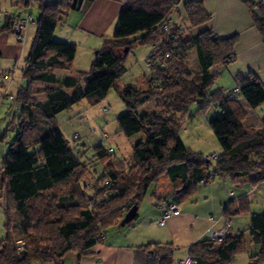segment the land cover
<instances>
[{
  "label": "trees",
  "instance_id": "1",
  "mask_svg": "<svg viewBox=\"0 0 264 264\" xmlns=\"http://www.w3.org/2000/svg\"><path fill=\"white\" fill-rule=\"evenodd\" d=\"M78 2L19 1L22 10L38 6L40 16L22 68L24 84L15 95L19 115L14 110L10 123L17 126L16 136L0 169V196L8 229L7 236L0 239V264H62L71 252L85 254L103 242L109 228L120 224L134 205L139 206L149 186L160 183L164 175L169 176L179 203L194 194L202 180L210 183L230 178L240 183L251 178L255 184L264 180V117L259 128L246 124L243 106V101L253 107L264 105V83L251 71L236 75L238 92L210 90L221 68L236 58L237 34L215 37L211 15L200 0L186 2L183 10L173 0H128L113 36L105 39L91 67L61 79L58 70H74L78 46L57 40L54 34ZM248 6L264 39V3ZM175 13L185 21H173ZM14 20L5 27L14 31ZM146 44L152 46L146 86L120 84L128 70V54ZM193 49L198 70L188 64ZM2 87L6 89V85ZM112 88L127 107L118 117V132L127 137L142 133L145 138L133 146L126 168H117L114 150L98 145L95 156L103 162V171L93 176L92 162L81 155L76 143L70 145L55 121L57 114L83 100L101 102ZM40 94H45L46 100H39ZM155 99L160 102L152 110H138ZM193 102L200 103L201 108L209 103L219 108L209 121L222 147L217 157L192 150L180 137L178 114ZM41 120L53 123L44 135ZM21 148L33 151L28 157L30 168L9 171L7 161ZM231 204L235 212L244 213L248 196L225 206L224 213L229 216ZM14 224L18 225L19 237L12 231ZM251 241L259 248L252 252L249 264H264V213H253L246 231L220 242L198 241L188 253L195 264H234L236 254L245 251ZM177 249L170 243L139 248L146 253L145 264H177Z\"/></svg>",
  "mask_w": 264,
  "mask_h": 264
},
{
  "label": "crops",
  "instance_id": "2",
  "mask_svg": "<svg viewBox=\"0 0 264 264\" xmlns=\"http://www.w3.org/2000/svg\"><path fill=\"white\" fill-rule=\"evenodd\" d=\"M19 1L21 0H0V75L10 72L16 63H19L21 68L15 80L7 84L8 93L13 91L12 93L15 94L24 84L22 68L32 47L38 29L37 20L40 16L39 9L37 10L38 6L36 8L34 4L31 7V13L35 22L27 27L24 39L20 40L14 31L5 27L9 20L12 21L18 16L26 15V10L20 9ZM173 1L178 3L177 7L180 10H183L185 3L190 0ZM200 1L203 2L206 11L211 15L210 25L215 37L227 38L238 35L235 44L236 58L225 66L226 69L232 68L230 70L234 81L236 82L237 74L253 71L264 83V39L253 23L248 6V3L261 1L264 3V0ZM123 7L124 3L121 0H79L78 7L68 11L61 22V29L59 26L57 27L54 37L60 41L76 43L78 49L74 70H58L59 78L63 79L65 76L75 74L78 70H88L91 67L96 55L103 47L105 39L113 36ZM35 10L38 12L37 16L36 13L34 14ZM173 19L185 21L180 19L176 13L173 15ZM236 87L237 85L232 89ZM3 92L5 90L0 86V93L3 94ZM37 98L44 101L46 95L40 94ZM243 106L247 115L245 123L259 128L264 117V105L253 107L243 101ZM117 134V138H119L121 133L118 130ZM103 144L102 142L101 145ZM105 147L113 150V147ZM7 151L3 156L4 159ZM28 157L29 152L21 148L9 158L6 163L7 169L18 172L30 168L31 162ZM166 177L167 180L163 183L166 185L165 187H162V183H153L149 186L145 197L151 194L152 209L147 206L140 213L141 202L137 219L125 225L120 223L112 226L103 242L82 255L74 252L69 253L62 264H145L146 253L140 251L139 248L150 243H160L161 245L170 243L178 247L175 252L178 264L188 254L189 247L193 243L210 239L211 229L221 228L225 225L224 209L230 201L237 203L241 197L249 196L248 193H245L238 200L231 198L233 196L231 193L234 192L235 195V190L228 193V188L224 184L229 185L232 182L225 178L210 183L201 182L200 189L179 203L173 195L171 180L168 175ZM164 201L177 202L181 207V213L171 216L164 224H161L159 221L167 206ZM231 212V235L249 229L252 214L235 212L234 206L231 208ZM212 217H214V221ZM250 244L254 245L252 241Z\"/></svg>",
  "mask_w": 264,
  "mask_h": 264
},
{
  "label": "rangeland",
  "instance_id": "3",
  "mask_svg": "<svg viewBox=\"0 0 264 264\" xmlns=\"http://www.w3.org/2000/svg\"><path fill=\"white\" fill-rule=\"evenodd\" d=\"M37 8V6H36ZM35 8V9H36ZM38 10V8H37ZM38 15L35 10L34 14ZM173 19V18H172ZM175 22H180L179 19H173ZM182 21V20H181ZM59 24V29H61ZM61 31V30H60ZM195 32V30H193ZM60 37V36H59ZM57 39V37H56ZM152 52L150 44L139 45L133 49L127 56L126 66L127 72L119 79L120 84H136L138 86H146V76L150 75V68L147 65V59ZM188 64L195 70H198L199 60L195 49L191 50L188 56ZM232 69V68H230ZM222 67L220 73L217 75L211 91L217 88H222L229 91L237 85L231 74V70ZM238 88V86L236 87ZM240 90V88H239ZM9 91L7 96L0 93V169L4 164L5 151L9 150L11 142L16 136V124H11L12 113L15 110L17 116L19 115V106L15 102V93ZM159 99L149 101L138 107L140 112H144L154 108ZM104 108L108 112H104ZM127 110L126 104L117 92L116 88H112L108 95L101 102L92 104L88 100L75 104L71 110H64L60 112L56 118L55 124L64 132L69 140L70 145H75L80 150L81 155H84L86 160L92 162L91 174L95 176L96 172L103 171V162L95 156V149L98 145L113 147L116 155L117 168H126L129 164L130 156L133 152V146L144 139V134L138 133L134 136L127 137L123 133L119 134L117 138L118 117ZM219 112V108L214 103H209L206 107L201 108L200 103H191L184 111L178 114L181 125L179 134L185 145L191 147L192 150L202 152L206 156L215 153L216 155L222 152L221 144L219 143L213 129L210 126V119ZM52 122L49 120H41L39 122L41 134H46L52 127ZM78 134L79 138L74 142V136ZM6 149V150H5ZM32 153V150L28 151ZM218 153V154H217ZM121 161V162H120ZM128 163V164H127ZM230 179V178H228ZM167 180L166 175L162 176L160 183L162 187ZM223 179L217 178L215 181ZM214 181V182H215ZM231 184H224L228 193L235 190V195L231 198L238 200L240 196L248 193L249 204L243 214L264 213V180L259 183L252 182L251 178H244L240 183H235L232 179ZM201 186H198L200 189ZM1 194V191H0ZM230 200V199H229ZM169 203V201H164ZM140 213L148 206L153 207L151 201V194H148L141 203ZM152 209V208H151ZM6 215L4 211V200L0 196V239L7 236V229L5 226ZM14 236L19 237L20 231L18 225H12ZM257 245L247 243L245 251H239L236 254L234 264H249L251 254L258 250Z\"/></svg>",
  "mask_w": 264,
  "mask_h": 264
},
{
  "label": "built area",
  "instance_id": "4",
  "mask_svg": "<svg viewBox=\"0 0 264 264\" xmlns=\"http://www.w3.org/2000/svg\"><path fill=\"white\" fill-rule=\"evenodd\" d=\"M124 4L128 3V0H123ZM31 7L28 8V10L26 11V15L24 16H20L18 18H16L14 20L13 23V30L14 32L17 34L18 38L20 40H23L25 37V32L27 27L31 24L35 22V18L33 17L32 13H31ZM165 29H168V25L164 26ZM20 65L19 63H16L15 67L13 68V70H11L10 72H7L5 74L0 75V86L2 85H6V89L3 95L7 96V89H8V85L12 83L15 78L16 75L18 73V71L20 70ZM229 91H234V92H238L239 91V87L238 88H234L232 90ZM104 111L107 112V108H104ZM79 138V135L76 134L74 136V140L76 141ZM109 151L111 152L112 149H109ZM215 157H217V155H214ZM202 182H204V180H202ZM232 195H234V192L231 193ZM181 213V207L177 202L174 201H170L169 203H167L166 206V210L163 213L161 219H160V223L164 224L166 222V220L168 218H170L171 216L174 215H179ZM224 218H225V225L221 228H213L210 230V239H213L215 241H222L226 238H228L231 235V217L229 215L224 214ZM212 220L214 221V217H212ZM196 260L194 259V257L191 254H187L185 255L180 261L179 264H195Z\"/></svg>",
  "mask_w": 264,
  "mask_h": 264
},
{
  "label": "water",
  "instance_id": "5",
  "mask_svg": "<svg viewBox=\"0 0 264 264\" xmlns=\"http://www.w3.org/2000/svg\"><path fill=\"white\" fill-rule=\"evenodd\" d=\"M139 206L134 205L126 214L123 221L121 222L122 225L128 224L136 218L138 213Z\"/></svg>",
  "mask_w": 264,
  "mask_h": 264
}]
</instances>
